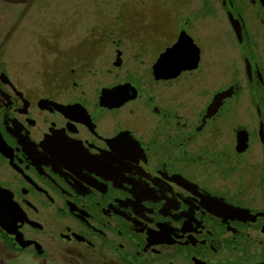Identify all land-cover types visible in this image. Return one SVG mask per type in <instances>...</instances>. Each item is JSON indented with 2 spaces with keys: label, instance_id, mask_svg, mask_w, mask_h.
I'll list each match as a JSON object with an SVG mask.
<instances>
[{
  "label": "flooded vegetation",
  "instance_id": "flooded-vegetation-1",
  "mask_svg": "<svg viewBox=\"0 0 264 264\" xmlns=\"http://www.w3.org/2000/svg\"><path fill=\"white\" fill-rule=\"evenodd\" d=\"M218 1L88 31L64 81L0 59V264H264V0Z\"/></svg>",
  "mask_w": 264,
  "mask_h": 264
},
{
  "label": "rangeland",
  "instance_id": "rangeland-1",
  "mask_svg": "<svg viewBox=\"0 0 264 264\" xmlns=\"http://www.w3.org/2000/svg\"><path fill=\"white\" fill-rule=\"evenodd\" d=\"M214 1V7L217 5L224 16L220 1ZM199 5L200 0H0V42H4L0 59L11 64L16 80L22 85H29L40 76L56 75L57 80L64 81L67 77L61 74L67 75L72 66L60 54L65 55L72 42L81 40L88 31L109 32L115 27L126 30L148 24L150 15L164 13L169 25L178 27L179 13L192 11ZM252 9L249 7L247 11ZM199 23L205 29L210 25L216 27L206 37L208 52L229 55L226 43L230 39L221 29L225 23L210 21L205 15ZM129 32L124 35V48L130 56L133 37ZM98 63L102 64L100 58ZM27 260L23 263L28 264Z\"/></svg>",
  "mask_w": 264,
  "mask_h": 264
},
{
  "label": "water",
  "instance_id": "water-1",
  "mask_svg": "<svg viewBox=\"0 0 264 264\" xmlns=\"http://www.w3.org/2000/svg\"><path fill=\"white\" fill-rule=\"evenodd\" d=\"M156 67H157L158 69H161V68H162V67H161V66H159V65H157Z\"/></svg>",
  "mask_w": 264,
  "mask_h": 264
}]
</instances>
